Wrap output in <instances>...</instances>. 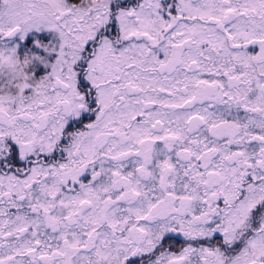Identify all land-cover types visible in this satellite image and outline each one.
<instances>
[{"label":"snow or ice","instance_id":"6c2138e0","mask_svg":"<svg viewBox=\"0 0 264 264\" xmlns=\"http://www.w3.org/2000/svg\"><path fill=\"white\" fill-rule=\"evenodd\" d=\"M0 264H264V0H0Z\"/></svg>","mask_w":264,"mask_h":264}]
</instances>
